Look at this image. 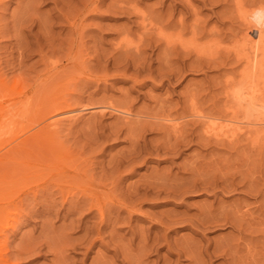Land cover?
Listing matches in <instances>:
<instances>
[{"label":"rangeland","instance_id":"374dc122","mask_svg":"<svg viewBox=\"0 0 264 264\" xmlns=\"http://www.w3.org/2000/svg\"><path fill=\"white\" fill-rule=\"evenodd\" d=\"M68 1L0 0V79L9 83L8 97L7 90L0 88V154L9 147V140L17 142L39 128L38 124L56 118L61 120L56 119L58 123L54 127L59 126V131L56 129L58 134L53 131L61 138L57 141L53 138L64 147L60 154L52 155L47 152L49 142L38 139L41 145L37 142L27 147L28 155L26 160L23 158L28 162L26 167H0V251L5 259L2 264H264V207H260L264 206V177H261L264 176V108L249 106L237 113L235 119H243L236 124H241V133L246 131L232 139L236 146H230L234 141H225L226 138L223 143L222 139L218 140L220 147L217 142L204 145L195 136L208 134L205 122L210 120L201 114H208L210 110L212 113L208 116L214 115L210 119L214 118L218 127L224 126L239 103L229 95L225 97L228 91L225 88L238 84L237 80L241 79L246 59L244 52L240 55L234 45L248 29L256 38L254 49L261 50L256 59L264 67V17L259 16L260 26L247 22L254 14H264V0H97L100 3L96 9L92 7L96 0ZM245 13L250 17L241 23L247 17ZM261 81L259 86L264 88V80ZM260 94L264 96V89ZM60 95L68 100L64 110L70 111L49 114L46 103L52 97L61 98ZM228 96L232 99H227ZM22 103L26 105L17 106ZM107 105L126 109L129 114L112 112ZM219 112H222L221 118ZM170 117L172 124L167 122ZM166 124L174 125L173 131ZM131 127L137 130L130 132ZM175 127L179 132L188 133L192 143L182 147V153L173 155L154 149L165 142H174L175 134L171 132L175 133ZM192 132L195 134L190 136ZM134 141L138 142L135 148ZM133 149L142 154L134 162ZM242 159L244 162H239ZM128 160L129 166L124 164ZM192 160L201 162L199 168L204 169L203 173L198 168L197 175H206L196 176L200 177L199 182L208 178L216 189L189 191L186 188L192 178ZM209 162L213 169L217 166V172L208 167ZM235 162L242 167L241 176L234 177L240 178L237 186L233 167L239 165ZM244 171L247 175L242 180ZM247 176L259 188L255 187L258 193L252 190L255 185L247 181ZM173 180L178 182L174 184ZM181 180L188 182L187 191L180 190L185 186H181ZM228 181L232 184L230 189L223 187ZM2 182H14L10 187L15 186L6 190ZM151 182L155 184L152 186ZM161 183H172L176 194L172 196L171 186L168 189ZM250 184L253 192L246 188ZM145 186L147 190L152 186L151 192L159 189L158 186L162 190L144 195ZM94 205L100 206L104 214ZM224 205L233 207L234 212L238 209L236 212L245 216L244 223L241 222L244 225L240 224L241 215V218L236 215L239 223L235 217V223L240 225L233 227L197 224L208 210L215 208V214L218 210L224 214ZM124 206L130 207L129 211ZM231 212L232 215L227 213L234 216ZM180 214L190 217L180 223L183 219ZM193 216L198 217L194 220ZM254 222L256 229L253 230ZM246 223L250 225L245 226ZM229 243L234 246L229 247ZM221 249H224L222 253Z\"/></svg>","mask_w":264,"mask_h":264},{"label":"bare ground","instance_id":"6f19581e","mask_svg":"<svg viewBox=\"0 0 264 264\" xmlns=\"http://www.w3.org/2000/svg\"><path fill=\"white\" fill-rule=\"evenodd\" d=\"M68 1V0H67ZM72 1V0H71ZM71 1H70V3H71ZM91 1V0H90ZM79 3H80V1H78ZM77 2V3H78ZM82 2V1H81ZM84 2H85V0H84ZM97 0L96 1H94L93 3H94V5L92 6L93 8H97V7H99L98 6V4L100 3H98L97 4ZM67 3H69V1L67 2ZM73 4H74V2H72ZM83 3V2H82ZM87 3V2H86ZM90 3L91 2H89V5H90ZM81 4V3H80ZM88 4V3H87ZM92 4V3H91ZM104 4V3H103ZM107 4V3H106ZM110 4V3H109ZM121 4V3H120ZM70 5V4H69ZM75 5H77V4H75ZM85 5V4H84ZM108 5V4H107ZM111 5V4H110ZM70 6H72V4L70 5ZM109 6V5H108ZM107 6V7H108ZM121 6V8H122V5H120ZM124 6V5H123ZM241 6V5H240ZM73 7V6H72ZM80 7V6H79ZM83 7V6H82ZM118 7V6H117ZM76 8H78L77 6H76ZM88 8V7H87ZM93 8H91V9H93ZM237 8V7H236ZM72 9V8H71ZM73 9H75V8H73ZM80 9V8H79ZM99 9V8H98ZM240 9H243V7L242 8H240ZM77 10V9H76ZM75 10V11H76ZM90 10V9H89ZM122 10V9H121ZM120 10V8H119V11H121ZM123 10L125 11V10H127V9H124L123 8ZM77 11H79V10H77ZM76 11V12H77ZM83 11H84V9H83ZM72 12H74L73 10H72ZM82 12V11H81ZM75 13V12H74ZM78 13V12H77ZM82 14V13H81ZM85 14H86V12H85ZM93 14H94V12H93ZM76 15V14H75ZM74 15V16H75ZM242 15V13L240 14V16ZM243 15H246V13L245 14H243ZM255 15V14H254ZM253 15V16H254ZM82 16V15H81ZM247 17L245 18H243V20L241 21V23L243 22V21H245V20H248L249 19V17L250 16H248V15H246ZM252 16V18H250V20H248L247 22L248 23H251V24H254V26H256L257 24L260 26V23H258V22H260V20H259V16H261V17H264V14H262L261 12L258 14H256V16H254L253 17ZM69 17V16H68ZM83 17V16H82ZM81 17V18H82ZM241 17H243V16H241ZM260 17V18H261ZM73 18V17H72ZM75 18V17H74ZM80 19V18H79ZM245 19V20H244ZM261 20H262V18H261ZM68 21V20H67ZM246 23V22H245ZM70 24V23H69ZM247 24V23H246ZM71 25H72V23H71ZM248 25V24H247ZM247 25H245V27L247 26ZM77 26V25H76ZM253 26V25H252ZM248 28V27H247ZM251 28V27H250ZM255 28V27H254ZM71 29V28H70ZM253 29V28H252ZM256 30H257V28H256ZM255 31V30H254ZM215 33V32H214ZM252 34V31L250 30L249 31V29H248V31L246 32V34H244L243 35V38H242V40H240V38L238 39V41H237V44L236 45H234V46H236L235 48H238L239 49V54L240 53H243L244 52V56H245V59H246V62H244V63H246L245 64V67H244V69L243 68H241L242 69V73H241V79H240V77H239V80H237L238 81V84L237 83H235V82H237L235 79V82H233V83H235V84H237V85H225L226 87L227 86H229L228 87V89H226L225 88V90H228V91H225L226 93V95H225V97L227 96V95H229V96H231V97H233V99L235 98L236 99V101L237 100H239L237 103V107H234L235 108V110L234 111H232L230 108V111H232V113H230V114H233V115H230L231 116V118H230V116H229V114L227 115V114H225V113H223V114H225V115H227V116H229L228 117V121L229 122H227V124H225L224 122V126L222 125H220L219 127L217 126V122L215 123V122H213V120L212 119H214V118H211L210 119V117H213V116H211V115H209L208 116V114L211 112L210 110H209V113L208 114H204V115H202L201 113V117H203V118H208V120H210V121H208L207 123L205 122V124L207 125L206 126V132L205 133H208V134H204V135H199V136H197L198 134H196L195 136H196V139H200L201 141H203V143H205L204 145H206V144H209V143H212V144H215L216 142V145L218 144V143H220V139H222V143H223V140H225V138H226V140L225 141H231L234 137H236V135L238 134V133H241V128L237 125V124H239L238 122H240L242 119H239L240 121H238V120H236L235 119V117L237 116V113H238V115H239V112L242 110V109H247L249 106H252V108H254V107H258V106H261V108H264V102H262V101H264V96H261V94H260V92H261V89H264V88H261V85L259 86V84H261L262 83V81L261 80H264V79H261V76H262V74H264V73H262V71H264V70H262L261 71V68H264V67H262L261 66V63H260V61L258 60V59H256L257 58V55H258V52L259 51H261L260 50V48L259 49H254V47H255V45H253L254 44V40L256 39V38H253V36L251 35ZM259 40L261 41V39H260V36H259ZM233 45H232V47H233ZM234 48V47H233ZM249 48H250V50L251 51H249ZM262 49V48H261ZM232 50V49H231ZM236 53H238L237 51H235ZM241 55V54H240ZM239 55V56H240ZM243 55V54H242ZM238 56V57H239ZM244 66V65H243ZM239 72V71H238ZM238 74V73H237ZM236 74V75H237ZM233 75V74H232ZM1 76V75H0ZM4 76V75H3ZM90 78V77H89ZM238 78V77H237ZM5 79V78H4ZM227 79H228V77H227ZM229 79H231V78H229ZM85 80V79H84ZM91 81H93V79L91 80ZM228 81H230V82H227V80H226V82L228 83V84H232V81L231 80H228ZM259 81H261V83H259ZM94 82V81H93ZM225 82V84H227ZM7 84H9L8 82H6L5 80H2V79H0V88H2V89H4V91H6L7 90V86H9V85H7ZM224 86V87H225ZM262 87H264V86H262ZM230 88V89H229ZM9 89V88H8ZM8 90L6 91V96L8 95ZM224 93V92H223ZM5 94V93H4ZM67 95V94H66ZM70 95V94H69ZM61 96V98L60 97H57V96H55L54 98L52 97L51 99H49V102H47L46 103V109L47 110H50L49 111V114L52 112V114H53V112L55 113H67V112H65V111H70V110H64L66 107H67V105H66V102L68 101H66L63 97H62V95H60ZM72 96V95H71ZM228 96V98L227 99H229V98H231V97H229ZM261 96V97H260ZM2 98L4 97L5 98V96H1ZM8 97V96H7ZM6 97V98H7ZM67 97H68V95H67ZM66 98V97H65ZM73 99V98H72ZM70 100V101H73V100ZM76 99V98H75ZM80 99V98H79ZM232 99V98H231ZM1 100V99H0ZM224 100H226V99H224ZM230 100V99H229ZM18 101V100H17ZM25 100H23V102H24ZM223 101V100H222ZM236 101L234 102V100H233V102L234 103H236ZM7 102V101H6ZM28 102V101H27ZM227 102V101H226ZM229 103H230V101H228ZM5 103V102H4ZM3 103V104H4ZM15 103V102H14ZM21 103V101L19 102V104ZM29 103V102H28ZM193 103H195V102H193ZM224 103V102H223ZM6 104V103H5ZM17 105V106H21L22 107V105H26V103L25 104H21V105ZM68 104H69V102H68ZM231 104H232V101H231ZM10 105V104H9ZM15 105V104H14ZM115 105V104H114ZM228 105V104H227ZM8 105H6V107H7ZM101 106V105H100ZM106 106V105H105ZM195 106V105H194ZM198 106V105H197ZM229 106V105H228ZM231 106V105H230ZM5 107V108H6ZM11 107H14L13 106V103H12V105H11ZM11 107L10 106H8L7 107V109L8 108H10L11 109ZM49 107V108H48ZM69 107V106H68ZM200 108H201V106H199ZM198 107V108H199ZM5 108H4V110H5ZM106 108H108V109H111L112 110V112L113 111H116V112H118L119 114L120 113H122V114H125V115H128L129 114V112H128V110L127 111H125L124 109L122 110V109H120V108H118V106L117 107H114V106H109V105H107V107ZM106 108L104 109V110H106ZM121 108H123V107H121ZM127 108H129V107H127ZM216 108V107H215ZM225 108V107H224ZM228 108V107H227ZM21 109H23V108H21ZM131 109V108H130ZM196 109H197V107H196ZM202 109V108H201ZM200 109V110H201ZM210 109H213V108H210ZM217 109H219V108H217ZM229 109H227V111H229ZM257 108H255V110H256ZM3 110V109H2ZM199 110V109H198ZM215 110V109H214ZM250 110H253V109H250ZM6 111V113H7V110H5ZM5 111H2V113L3 112H5ZM205 112H206V110H204ZM213 111V110H212ZM216 111V110H215ZM217 111H221L220 109L219 110H217ZM227 111H226V113H227ZM229 111V112H230ZM9 112H11L10 110H9ZM72 112V111H71ZM70 112V113H71ZM188 112V111H187ZM223 112V111H222ZM221 112V113H222ZM224 112H225V110H224ZM242 112H244V110H242ZM262 112V111H261ZM12 113V112H11ZM14 113V112H13ZM12 113V114H13ZM46 113V112H45ZM48 113V112H47ZM55 113V114H56ZM117 113V114H118ZM189 113V112H188ZM202 113H204L203 111H202ZM212 113V112H211ZM216 113V112H215ZM214 113V114H215ZM220 113V112H219ZM219 113H218V115H219ZM220 113V114H221ZM4 114V113H3ZM132 114V113H131ZM47 115V114H46ZM46 115H44V117L46 116ZM186 115V114H185ZM190 115H192L191 113H190ZM207 115V116H206ZM216 115H217V113H216ZM5 116V115H4ZM223 115L221 114V116H220V118L222 117ZM227 116H225V118L227 117ZM233 116V117H232ZM245 116H247V115H245ZM217 116H215V118H216ZM9 118V117H8ZM60 118V117H59ZM130 118V117H129ZM129 118H128V120H129ZM194 118V117H193ZM220 118H219V120H220ZM230 118V119H229ZM241 118V117H240ZM52 119V118H51ZM57 119V118H56ZM51 120V121H45V123L43 124V125H41V124H38V126H39V128H37V129H35V131L33 132V133H29L28 135H26V136H24L21 140H17V142H16V140L14 139L15 138V136H14V140L15 141H13V140H9V147L3 152V153H1L0 154V167H4V166H9L10 167V165H11V167H19L20 165H21V167H23V165H24V167H26V162L27 161H25L24 162V159L26 160V158L25 157H27L26 155H28L27 153H28V149H29V147L31 148L32 147V145H35L37 142L39 143L40 141L39 140H44V141H48L49 143H48V146H47V152H49V153H52V155L54 154H56V155H58V154H60L61 153V151H64V147H62L60 144L62 143H60L59 141V143H57L56 141L57 140H59L61 137H59L58 135V137H56V133L59 131V126L58 127H56V128H54L55 126H56V124L58 123V121L57 120H60V119H57V120ZM126 119V118H125ZM165 119V118H164ZM195 119V118H194ZM227 119V118H226ZM7 120H9V119H7ZM44 120H45V118H44ZM43 120V121H44ZM127 120V121H128ZM167 120V119H166ZM170 120H171V117H170V119L169 120H167V122L169 121L170 122ZM212 120V121H211ZM218 120V121H219ZM41 121V120H40ZM61 121V120H60ZM194 121V120H193ZM249 121H251V120H249ZM248 121V122H249ZM254 121V120H253ZM179 122V121H178ZM212 122V123H211ZM247 122V123H248ZM252 122V121H251ZM126 123V122H125ZM131 123H133V122H131ZM161 123V122H160ZM166 123V122H165ZM173 122H170V124H172ZM183 123V122H182ZM195 123V122H194ZM237 123V124H236ZM253 123V122H252ZM129 124V123H128ZM148 124H149V122H148ZM177 124V123H176ZM175 124V125H176ZM179 124V123H178ZM197 124V123H196ZM196 124H193V125H196ZM250 125H252L251 123H249ZM254 124V123H253ZM257 124V123H256ZM144 125V124H143ZM147 125V124H146ZM150 125V124H149ZM153 125V124H152ZM157 125V124H156ZM155 124H154V126H155V128L156 127H158V126H156ZM159 125V124H158ZM165 126V124H163L162 123V126ZM167 125V124H166ZM184 125V124H183ZM182 125V126H183ZM249 125V126H250ZM2 126V125H1ZM6 126H7V124H6ZM13 126V125H12ZM141 126V125H140ZM160 126V125H159ZM161 126V127H162ZM163 126V127H164ZM167 126H170V128L172 127V126H174V125H167ZM181 126V125H180ZM3 127V126H2ZM10 127V126H9ZM120 127V126H119ZM145 128H146V126H144ZM151 127H153V126H151ZM160 127V128H161ZM166 127V126H165ZM164 127V128H165ZM183 127H188V125L186 126V125H184ZM244 127V126H243ZM242 127V128H243ZM257 127H258V125H257ZM8 128V127H7ZM118 128V127H117ZM121 128H122V126H121ZM150 128V127H149ZM149 128H148V130H149ZM159 128V127H158ZM184 128V130H186ZM255 128V127H254ZM3 129V128H2ZM12 129H14L13 127H12ZM56 129H58V131H56ZM120 129V128H119ZM131 129H132V127H131ZM134 130H135V128H133ZM133 129L132 130H130V132L131 131H133ZM162 129V128H161ZM179 129V128H178ZM177 129V127H175L174 128V132L175 133H173V132H171V131H173V128H171V133L172 134H175V136H174V138H172V139H174V142H173V140L172 139H170V140H172L171 142L169 141V133L167 134V132H166V134L168 135V140L167 141H169L168 143L167 142H165V144L162 146L161 145V147L158 145L159 144V140H157L156 142H158V146L156 147L155 145H154V147H156V148H154V149H156L157 151L158 150H161V151H163L162 153H172V155H173V153H182V147H184L185 145H187V144H189L190 142L192 143V139H188V137H187V135H189L188 133H187V135H186V133H185V131L182 133V131H180L179 132V130ZM7 130H9V129H7ZM31 130H32V128H31ZM56 132H54V131ZM137 130V129H136ZM135 130V131H136ZM140 130V129H139ZM138 130V131H139ZM142 130L144 131V129L142 128ZM151 130V129H150ZM156 130H158V129H156ZM170 130V129H169ZM188 130V129H187ZM190 130H191V128H190ZM193 130V129H192ZM239 130H240V132H239ZM250 130V129H249ZM249 130H247V131H249ZM254 130V129H253ZM6 131V130H5ZM118 131V130H117ZM122 131V130H121ZM246 131V130H245ZM244 131V132H245ZM251 131V130H250ZM249 131V132H250ZM0 132H1V129H0ZM8 132V131H7ZM164 132V131H163ZM187 132V131H186ZM188 132H189V130H188ZM195 132V131H194ZM243 132V133H244ZM253 132V131H252ZM52 133H54V136H53V134ZM129 133V132H128ZM133 133V132H132ZM171 133H170V137H172L171 136ZM177 133V134H176ZM185 133V134H184ZM243 133H241V134H243ZM258 133V132H257ZM8 134H10V131H9V133ZM58 134V133H57ZM115 134H117L118 135V132L116 133L115 132ZM166 134H164V135H166ZM192 134V135H191ZM190 134V136H193L195 133H191ZM245 134V133H244ZM248 134V133H247ZM116 135V136H117ZM240 135V134H239ZM256 134H254V136H255ZM6 136V135H5ZM41 136V139L39 138ZM131 136V135H130ZM141 136V135H140ZM243 136V135H242ZM251 136H252V134H251ZM250 136V137H251ZM55 138V140H54V138ZM137 137V136H136ZM211 137H212V139H215V142L214 141H212V139H211ZM238 137V136H237ZM43 138V139H42ZM59 138V139H58ZM138 138V137H137ZM166 138V137H165ZM190 138V137H189ZM193 138V137H192ZM246 138V137H245ZM253 138H255L256 139V136L255 137H253ZM16 139H18V138H16ZM39 139V140H38ZM46 139V140H45ZM228 139V140H227ZM240 139V138H239ZM249 139V138H248ZM250 139H252V138H250ZM37 140V141H36ZM132 141H133V139H131ZM195 140V139H194ZM218 140H220V141H218ZM237 140V143H238V138L236 139ZM242 140V139H241ZM240 140V141H241ZM254 140V139H253ZM12 141H13V143H12ZM43 141V142H44ZM140 141V140H139ZM153 141V140H152ZM166 141V140H165ZM195 141H197V140H195ZM195 141H193V142H195ZM199 141V140H198ZM224 141V142H225ZM232 141H234V140H232ZM255 141H257V140H255ZM254 141V142H255ZM14 142H16V143H14ZM34 142V143H33ZM155 142V141H154ZM156 142L154 143V144H156ZM214 142V143H213ZM8 143V142H7ZM42 143V142H41ZM41 143H39L40 145H41ZM46 143V142H45ZM151 143V142H150ZM167 143V144H166ZM198 143V142H197ZM202 142H199V144H201ZM202 143V144H203ZM225 143H227V142H225ZM224 143V144H225ZM49 144H51L50 145V148L52 149V152H51V149L49 148ZM138 144V142L137 141H134V142H132V145L134 146V148H135V146ZM161 144V143H160ZM211 144V145H212ZM221 144V143H220ZM235 145L236 144V141H234V143H232V144H230V146H232V145ZM31 145V146H30ZM151 145H153V144H151ZM210 145V146H211ZM237 145V144H236ZM235 145V146H236ZM37 146V145H36ZM203 146V145H202ZM215 146V145H214ZM217 146H219V144L217 145ZM224 146V145H223ZM229 146V145H228ZM228 146H227V148H228ZM229 146V147H230ZM241 146V145H240ZM27 147H28V149H27ZM45 147H46V145H45ZM43 148L44 150L46 149V148ZM153 147V146H152ZM187 147V146H186ZM220 147V146H219ZM224 147H226V146H224ZM234 147V146H233ZM232 147V148H233ZM37 148V147H36ZM231 148V147H230ZM236 148V147H235ZM239 148H241V147H239ZM34 149V148H33ZM38 149H39V147H38ZM41 149H42V146H41ZM137 149H138V147H137ZM153 149V148H152ZM32 150V149H31ZM134 151H133V153L135 154L134 156H133V158H132V161L134 162V160L136 159V158H139V156H140V154H139V152H136L135 151V149H133ZM156 150H155V152H156ZM236 150V149H235ZM37 151V150H36ZM39 151H40V149H39ZM42 151V150H41ZM45 152H46V150H45ZM24 153V154H23ZM42 153H43V151H42ZM72 153V152H71ZM131 153V152H130ZM129 153V154H130ZM157 153V152H156ZM37 154H40V153H37ZM214 155V154H213ZM40 156V155H39ZM44 156V155H43ZM46 156H48V155H46ZM141 156H142V154H141ZM41 157V156H40ZM63 157V156H62ZM130 157H132V155L130 156ZM145 157V156H144ZM214 157V156H213ZM24 158V159H23ZM57 158H60L59 156H57ZM143 158V157H142ZM205 158V157H204ZM122 159V158H121ZM125 159H126V161H127V158L125 157ZM130 159V158H129ZM134 159V160H133ZM195 159V158H194ZM206 159V158H205ZM212 159V158H211ZM214 159V158H213ZM213 159H212V162H213ZM131 160V159H130ZM144 160H145V158H144ZM144 160H142V161H144ZM125 161V160H124ZM137 161H139L138 159H137ZM191 161V160H190ZM192 161H194V160H192ZM203 161V160H202ZM241 161H243L244 162V159H242V160H240L239 162H241ZM117 162V161H116ZM119 162V161H118ZM205 162V161H204ZM22 163H24V164H22ZM129 160H128V162L127 163H124V164H127L128 166H129ZM231 163H233V161L231 162ZM235 163H237V162H235ZM242 163V162H241ZM27 164H28V162H27ZM118 164V163H117ZM117 164H116V166H117ZM123 163H121V165H122ZM130 164H131V162H130ZM192 164V166H191V170L192 171H190V172H193V173H191V175H192V178L193 179H195L196 180V182H195V180L193 181L192 180V178H191V183L189 182H187L188 183V185H187V187H186V184L184 183V181H182L181 180V182H182V184H181V186H184V188L182 189V187L180 188V190L182 191V190H186V188H188V189H190L189 191H191L192 189H194V190H196V191H198V190H200V191H206V190H208L209 191V189L210 190H213V189H216V186H214V182H210L209 181V179L208 178H205V179H207L208 181H204L203 179V183L202 182H199V179H200V177H201V175H199L200 177H196V176H198L197 175V170H199L200 168L199 167H201L200 165H201V162H197V161H194V163H191ZM206 164H207V162H206ZM210 164H212L211 162H209L208 163V167H210L211 165ZM238 165L240 164V163H237ZM236 164V165H237ZM31 165L32 164H30V167H31ZM229 165L230 166H232L231 164H230V161H229ZM229 165H228V167H229ZM234 165V164H233ZM113 166H115V165H113ZM119 166H120V162H119ZM124 166V165H123ZM127 166V167H128ZM240 166V165H239ZM239 166H237V167H239ZM27 167H28V165H27ZM126 167V166H125ZM216 165H215V168L213 169L212 168V166H211V168L213 169V170H215L216 171ZM227 167V166H226ZM237 167H233V168H235V170L234 171H238V169L239 168H237ZM189 168V167H188ZM188 168H186V169H188ZM199 168V169H198ZM210 168V170H212ZM236 168H237V170H236ZM219 169L220 170H222L220 167H219ZM228 169V168H227ZM229 169H230V167H229ZM242 169V167L240 166V172L239 173H236L235 172V174L233 175L232 173L230 174V176H232L233 175V179H234V177H236L235 175L236 174H239L240 176H241V170ZM247 169V168H246ZM248 169H250V167L248 168ZM252 170H253V168H251ZM201 170V169H200ZM199 170V171H200ZM202 170H204V169H202ZM201 170V172H203ZM212 170V171H213ZM219 170V171H220ZM230 170H232V169H230ZM230 170H227L228 172L230 171ZM255 170V169H254ZM215 171H213V173L215 172ZM218 171V172H219ZM227 171H226V173H227ZM248 172V174L250 173V171L249 170H247ZM217 172V171H216ZM215 172V173H216ZM233 172V171H232ZM245 172V171H244ZM243 172V174H245ZM254 173H255V171H253ZM204 173V172H203ZM214 173V174H215ZM220 174H222L223 172H219ZM219 173H217V174H219ZM234 173V172H233ZM241 173V174H240ZM247 173L245 174V175H243L242 177L244 178V179H242V180H245L246 179V175H247ZM219 174V175H220ZM205 174H203V176H204ZM224 174H222V176H223ZM257 175V174H256ZM195 178H194V177ZM203 176L201 177V178H203ZM206 176V175H205ZM215 176V175H214ZM221 175H220V177H222ZM228 176H229V174H228ZM245 176V177H244ZM249 176H251L252 177V175H249ZM215 177H217V175L215 176ZM219 176H218V178H217V180L220 178ZM225 177H226V180H227V176L225 175ZM241 177V178H242ZM249 177L248 178V176H247V181L248 180H250L249 182H251V181H253V179L252 178H254V177ZM256 177V176H255ZM259 177V176H258ZM261 177H264V176H261ZM189 178V177H188ZM189 178V179H190ZM199 178V179H198ZM229 178H231V177H229ZM251 178V179H250ZM167 179V177L165 178V180ZM185 179V178H184ZM183 179V180H184ZM214 179H216V178H214ZM220 179H223V177L222 178H220ZM219 179V180H220ZM225 179V178H224ZM232 179V178H231ZM239 180H240V178H238ZM258 179V178H257ZM256 179V180H257ZM164 180V182H166ZM170 180V179H169ZM178 180V179H177ZM177 180H175L176 182H178ZM226 180L224 181V182H226ZM229 180V179H228ZM239 180H236V179H234V181H236L235 183H236V186H237V181L239 182ZM242 180L240 181V184L242 183ZM256 180H254V181H256ZM167 181H168V179H167ZM189 181V180H188ZM193 181V182H192ZM198 181V182H197ZM200 181H201V179H200ZM223 181V180H222ZM231 181V180H230ZM230 181H228L227 183H223L224 185H223V187L225 186L226 187V189H228L229 187L231 188L232 186V184H229L230 183ZM172 182V181H171ZM173 182H174V180H173ZM176 182H174V184L176 183ZM180 182V181H179ZM249 182H248V184H249ZM257 182V181H256ZM259 182H260V179H259ZM14 183V182H13ZM13 183H11L10 182V184L12 185ZM151 183H153V182H151ZM158 184H160V182H157ZM163 183V182H162ZM161 183V184H162ZM211 183H213V184H211ZM243 183H244V181H243ZM242 183V184H243ZM252 183V182H251ZM261 183V182H260ZM260 183L258 184V185H260ZM10 184L8 183V182H2V185L1 186H4L5 188H6V190H7V188L9 187V188H12V187H14V186H12V187H10ZM155 183H153L152 184V186L154 185ZM158 184H156L155 186L157 187V185ZM165 184V185H164ZM164 184H162L161 186H163L164 185V187L165 188H167L168 187V189H170L169 188V185L171 186V184L172 183H170V184H166V183H164ZM178 184V183H177ZM227 184V185H226ZM240 184H238V185H240ZM147 185V184H146ZM149 185H150V183H149ZM166 185H168V186H166ZM180 185V184H179ZM215 185H216V182H215ZM245 185H247V182L245 183ZM255 185V186H254ZM151 186V187H152ZM161 186H158V187H160L159 189L158 188H156V190L158 189V190H162L161 189ZM219 186V185H218ZM242 186V185H241ZM244 186V185H243ZM252 186H254V187H252V188H254V189H252V190H254V193L256 192V193H258L257 192V190L259 189L257 186H256V184H255V182H253L252 183ZM262 186V185H261ZM260 186V187H261ZM142 188H143V185L141 186ZM146 187L147 186H145V189H146ZM149 187V186H148ZM150 187V189L152 190L153 189V187L151 188ZM163 187V188H164ZM186 187V188H185ZM228 187V188H227ZM239 187V186H238ZM251 187V184L249 185V186H246V188L247 189H249ZM258 188V189H256V188ZM8 188V189H9ZM164 188V189H165ZM172 188H175V186H171V191H173L172 190ZM229 188V189H230ZM242 188V187H241ZM135 189V188H134ZM187 189V190H188ZM220 189H223V188H220ZM225 189V188H224ZM223 189V190H224ZM236 189V188H235ZM238 189V188H237ZM236 189V190H237ZM244 189H245V186H244ZM251 189H249V190H245L246 192L247 191H249V192H251L252 190ZM256 189V190H255ZM5 190V189H4ZM151 190H144V192L142 193V194H144V195H147L148 193H154L156 190L154 189L153 191L154 192H151ZM165 190H167V189H165ZM186 190V191H187ZM194 190H192V191H194ZM65 191V190H64ZM167 191H169V190H167ZM171 191H169V194H170V192ZM215 191V190H214ZM213 191V192H214ZM225 191V190H224ZM238 191V190H237ZM68 192V191H67ZM137 192H138V188H137ZM166 192V191H165ZM164 192V193H165ZM176 191L174 190L173 192H172V196H173V193L174 194H176L175 193ZM211 192V191H210ZM253 192V191H252ZM133 193H134V191H133ZM140 193V192H139ZM158 192L156 191V193L155 194H157ZM135 194L137 195L138 193H136L135 192ZM134 194V195H135ZM166 194L168 195V192H166ZM262 194H264V193H262ZM133 195V196H134ZM135 195V196H136ZM149 195V194H148ZM152 195V194H151ZM132 196V195H131ZM137 196H140V195H137ZM154 196V195H153ZM171 196V195H170ZM118 197V196H117ZM95 198V197H94ZM138 198V197H137ZM140 198V197H139ZM81 201L83 200V198H81L80 199ZM79 200V201H80ZM87 200H89V199H87ZM86 200V201H87ZM92 200V199H91ZM130 200H131V198H130ZM93 201H94V199H93ZM75 202V201H74ZM74 202L71 204V205H73L74 204ZM79 203V202H78ZM82 203V202H81ZM128 203V202H127ZM219 203V202H218ZM80 204V203H79ZM78 204V207L80 206ZM100 204V203H99ZM221 204V203H220ZM70 205V206H71ZM84 205H85V203H84ZM87 205V204H86ZM101 205V204H100ZM120 205V204H119ZM124 205H126V204H124ZM130 205V204H129ZM218 206H219V204H217ZM227 205V204H226ZM229 205V204H228ZM231 205L232 204H230V206H228V207H231ZM89 206V205H88ZM95 207H96V205H94ZM98 206V205H97ZM133 206V205H132ZM209 206V205H208ZM211 206V205H210ZM225 206V205H224ZM93 207V205H91V207H89V208H92ZM121 207V206H120ZM212 207V206H211ZM220 207H221V205H220ZM228 207H224L225 208V210H224V208H222L223 209V212H225V213H231V215H232V212L231 211H233V214H234V216H231L230 214H223V213H219L220 211L218 210V211H216V212H218L217 214H215V208L214 209H212L211 211L210 210H208L209 212L207 213L206 212V214L204 213V217L202 218L201 216L202 215H200V217L201 218H199V220H197V222H194L193 221V219L195 220V217L192 219V221L194 222V223H197V224H200V225H202V226H208V225H210V226H219V225H222V226H225V225H229V226H234V225H240L241 224V222H243L242 221V219L244 220V218L243 217H245V216H242V213L241 214H238L236 211H239L238 209H236L235 210V212H236V214H235V212H234V209H233V207L232 208H228ZM235 207V206H234ZM240 207V206H239ZM260 207H264V206H260ZM69 208V207H68ZM84 208V207H83ZM88 208V209H89ZM97 208V210L99 209L100 210V213H102L101 211H103V209H100V206H99V208L98 207H96ZM124 208L125 209H127V208H130V207H127V206H124ZM204 208V207H203ZM202 208V209H203ZM209 208V207H208ZM219 208V207H218ZM238 208V207H237ZM227 209H231V211L229 210H227ZM233 209V210H232ZM241 209V208H240ZM77 210V209H76ZM87 210V209H86ZM128 211H129V209H127ZM207 210V209H206ZM246 210V209H245ZM261 210H262V208H261ZM91 211V210H90ZM200 211H202L203 212V210H200ZM227 211V212H226ZM241 211V210H240ZM244 211V210H243ZM204 212H205V210H204ZM214 212V213H213ZM245 212V211H244ZM251 212V211H250ZM250 212H248V213H250ZM253 212V211H252ZM247 212H245L244 214H246ZM94 214V213H93ZM102 214H104V213H102ZM101 214V215H102ZM106 214V213H105ZM171 214V213H170ZM199 214V213H198ZM203 214V213H202ZM251 214V213H250ZM165 215V214H164ZM163 215V216H164ZM181 216L183 215V214H180ZM185 215V214H184ZM195 215V214H194ZM236 215H241L242 216V218H241V216H240V224H236V223H239V220H238V217L236 216ZM247 215V214H246ZM249 215V214H248ZM99 216H100V214H99ZM103 216V215H102ZM101 216V217H102ZM188 216V215H187ZM214 216H216V217H214ZM217 216H219V217H217ZM173 218H176V216L174 217V215L172 216ZM180 217V216H179ZM190 217V216H189ZM189 217L188 218H184L183 216L181 217V218H183L182 220H180V223L182 222V221H184L185 222V220L184 219H189ZM198 217V216H197ZM196 217V218H197ZM235 217H236V220L238 221H236V223H235ZM249 217H250V215H249ZM115 218V217H114ZM105 219V218H104ZM109 219V218H108ZM117 219V218H116ZM167 219V218H166ZM170 220H172L173 221V219H170ZM177 219H174V221H176ZM248 220H250L249 218H248ZM252 220V219H251ZM101 221V220H100ZM117 221V220H116ZM245 221V220H244ZM102 222V221H101ZM110 222V221H109ZM118 222V221H117ZM171 222V221H170ZM169 222V223H170ZM177 222V221H176ZM190 222H191V218H190ZM192 222V223H193ZM250 222H253V221H250ZM186 223H188L187 221H186ZM191 223V224H192ZM193 223V224H194ZM244 223V222H243ZM248 223V222H247ZM245 224V226L247 225V226H249L250 225V223L249 224ZM256 222H254L253 223V227L251 228V229H256L255 227H254V224H255ZM262 223H264V222H262ZM262 223H261V225H262ZM109 224V223H108ZM190 224V223H189ZM258 224V223H257ZM257 224H256V226H257ZM260 224V223H259ZM241 225H244V224H241ZM191 226V225H190ZM252 226V225H251ZM250 226V227H251ZM166 227V226H165ZM250 227H249V229H250ZM168 228V227H167ZM247 228V227H246ZM95 229H97V228H95ZM94 230V229H93ZM100 231V230H99ZM243 231V230H242ZM257 231V230H256ZM93 232V231H92ZM254 232V231H253ZM95 233V232H94ZM87 235H88V233H87ZM235 235V234H234ZM233 235V236H234ZM240 236V235H239ZM228 237H232V236H228ZM242 237V236H241ZM234 237H232V239H233ZM88 239H89V237H88ZM145 239V238H144ZM147 239V238H146ZM226 239V238H225ZM228 239V238H227ZM241 239H243V238H241ZM230 240H231V238H230ZM168 241V240H167ZM226 241V243L228 244V240H225ZM225 241L223 242V245H224V243H225ZM237 241H238V239H237ZM157 242V241H156ZM159 242V241H158ZM188 242V241H187ZM230 242V241H229ZM231 242H234V241H231ZM175 243V242H174ZM179 243V242H178ZM235 243V242H234ZM234 243L232 244L233 246H234ZM87 244H88V242H87ZM153 244V243H152ZM192 244V243H191ZM191 244H190V246H191ZM227 244H226V247H228L227 246ZM238 244H239V242H238ZM194 245V244H193ZM217 245V244H216ZM215 245V246H216ZM232 245H230V243H229V247L230 246H232ZM241 245V244H240ZM173 246V245H172ZM176 246H179V245H176ZM189 246V247H190ZM194 246H196V244L194 245ZM218 247H220V246H218ZM222 247V246H221ZM225 247V248H226ZM169 248V247H168ZM175 248V247H174ZM177 248V247H176ZM185 248H187V247H185ZM216 248L217 247H215L214 249V251H216ZM234 248V247H233ZM237 248V247H236ZM151 249V248H150ZM189 249H191V247L189 248ZM193 249H194V247H193ZM219 249V248H218ZM217 249V250H218ZM235 249V248H234ZM234 249H233V251H234ZM149 250V249H148ZM152 250V249H151ZM180 250V249H179ZM183 251H184V248L182 249ZM192 250V249H191ZM231 250H232V247H231ZM230 250V251H231ZM147 251V250H146ZM174 251V250H173ZM177 251H178V249H177ZM187 251L189 252V250H188V248H187ZM221 251V253L224 251V249H221L220 250ZM220 251H218V255H219V253H220ZM229 251V250H228ZM227 251V252H228ZM149 252H151V251H149ZM197 252V251H196ZM202 252V251H201ZM217 252V251H216ZM234 252H236V250L234 251ZM178 253V252H177ZM195 253V252H194ZM215 253V252H214ZM190 254V253H189ZM196 254H199V253H196ZM196 254H195V256H196ZM200 254H202V253H200ZM199 254V255H200ZM216 254V253H215ZM235 254V253H234ZM181 255V254H180ZM188 255V253L186 252V256ZM192 255V254H191ZM222 255V254H221ZM225 255H226V253H225ZM179 256V255H178ZM177 256V257H178ZM216 256V255H215ZM189 257V256H188ZM197 257H198V255H197ZM233 257V256H232ZM192 258V257H191ZM199 260L200 258H196V260ZM197 260V261H198ZM3 261H5V259L3 258V254L1 253V251H0V264H2V262ZM100 264V263H99ZM103 264V263H102Z\"/></svg>","mask_w":264,"mask_h":264}]
</instances>
